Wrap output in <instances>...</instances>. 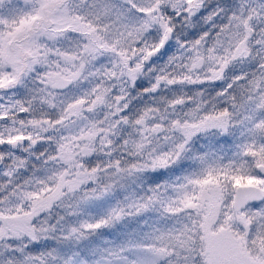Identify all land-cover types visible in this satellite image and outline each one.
I'll use <instances>...</instances> for the list:
<instances>
[{
  "label": "snow or ice",
  "instance_id": "6c2138e0",
  "mask_svg": "<svg viewBox=\"0 0 264 264\" xmlns=\"http://www.w3.org/2000/svg\"><path fill=\"white\" fill-rule=\"evenodd\" d=\"M0 264H264V0H0Z\"/></svg>",
  "mask_w": 264,
  "mask_h": 264
}]
</instances>
